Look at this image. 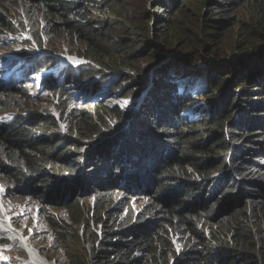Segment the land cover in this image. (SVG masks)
Here are the masks:
<instances>
[{
    "label": "trees",
    "instance_id": "trees-1",
    "mask_svg": "<svg viewBox=\"0 0 264 264\" xmlns=\"http://www.w3.org/2000/svg\"><path fill=\"white\" fill-rule=\"evenodd\" d=\"M149 3L151 10L145 7ZM193 3L0 0V31H28L39 46L43 30L66 36L80 44V56L91 62L81 67L83 77L93 75L97 65L103 71H123L120 85L130 81L128 74H136L129 89L132 94L139 90L138 97L151 91L140 111L134 113L97 103L93 118L79 110H66L63 104L59 112L69 124L67 138L56 130L61 118L18 116L0 123V176L9 186L32 192L41 201L57 186L60 194L55 198L72 225L85 226L86 218L102 223L106 212L121 230L115 233L117 241L110 243L113 254L100 257L97 264H148V256L154 257L155 264H211L201 250L205 246L200 234L203 230L213 237H219V231L227 233L230 243L226 245L234 248L221 257L222 264H264V0H200L205 14L201 19L196 17ZM96 11H105L107 20H93ZM241 11L249 17L242 58L256 61L244 64L242 76L236 80L240 82H235L231 94H224L216 80L228 67L238 74V64L223 68L209 64V83L212 89L220 90L215 87L218 85L224 95L214 100V114L210 110L200 120L190 122L183 116L194 101L183 82L189 77L185 66L197 68L201 53L213 54L207 47L209 40L216 41L213 25L226 27V23L239 20ZM184 19L201 21L207 31L193 33L181 23ZM152 38L168 47L179 42L180 48L184 47L181 58L177 57L179 64L160 68L164 56L157 50L154 53L157 46ZM147 52L150 55L145 56ZM144 63L146 69H142ZM56 64L55 59L43 57L36 71ZM143 74L147 77L144 83L139 78ZM2 90L0 113L11 111L12 103L26 97V89L20 85L12 83ZM239 109H244V116L232 122ZM257 114H261L258 119ZM206 129H210L208 137L203 134ZM259 143L262 145L254 149ZM81 190L95 199L89 216L79 205ZM114 190L121 195L138 191L147 197L150 208L145 213L133 212L126 196L114 200ZM119 209L128 210L123 222L114 214ZM159 217L168 227L154 232L147 224H154ZM49 221L56 233L60 231L53 219ZM247 223L255 226L256 235L246 232ZM170 230L188 236L191 243L189 251L174 253L173 262L169 260L172 242L165 239ZM258 239L257 244L251 242ZM139 254L143 256L137 258Z\"/></svg>",
    "mask_w": 264,
    "mask_h": 264
},
{
    "label": "rangeland",
    "instance_id": "rangeland-1",
    "mask_svg": "<svg viewBox=\"0 0 264 264\" xmlns=\"http://www.w3.org/2000/svg\"><path fill=\"white\" fill-rule=\"evenodd\" d=\"M126 1L132 2V0ZM99 2L97 3L100 4ZM193 2L196 5V8H194L197 10L196 17L201 19L205 14L202 13L200 0H193ZM145 7L147 10H151L152 5L149 3ZM99 8H101L100 5ZM94 14L93 20H107L105 11L100 14L96 11ZM181 23L195 34H199V32L204 34L207 31L205 24L203 23L202 27L201 21L198 22L196 19L193 21L184 19L181 20ZM248 23L249 17L241 11L239 20L226 23V27L213 25L216 27V41L211 42L209 40L207 44L213 54L208 56L201 53L202 56L200 55L197 68L185 66L184 72L189 77L183 82L188 85L187 87L194 101L188 110L183 113V116H186L190 122L200 120L206 112L208 115L215 99L223 97L224 94H231L229 91L240 82L236 80L240 75L242 76L241 72L244 71V64L249 65L256 61L254 58H242L243 41L248 38L249 34ZM0 32V92L3 91V86L7 88L12 83L26 89V97L23 101L19 100L17 103H12L13 109L11 111L0 113V123L13 121L18 116L29 117L32 115H43L59 119L61 118L59 108L63 104L66 110L80 111L93 118V108L97 106V103L101 106L118 108L121 111L130 110L134 113V110L140 111V107L147 99L149 92H151L149 91L147 94L138 97L139 90L132 94L133 92L129 89L132 79L138 77L136 74H128L130 75V81L126 80L120 85L121 78H124L122 77L123 71H103L97 65L94 66L93 75L83 77L81 67L91 65V62L80 56V44L66 36H55L49 34L47 30H43L41 35V38L43 37L42 46H39L28 31L23 32L16 29V32L9 30ZM168 37L169 34L165 37L166 42H169ZM170 38L172 39L173 35ZM151 42L157 46L154 53L157 50L158 54L164 56L160 68L179 64L177 57L181 58L182 53H184L182 52L184 47L180 48L179 42H174L171 47H168V44L163 43V41L153 39ZM148 55L150 53L147 52L145 56ZM43 57H51L57 61V64L50 69H40V73H38L36 64ZM235 63L239 66L238 74L231 73L229 71L231 67H228L225 73L216 80L218 83L221 82L225 93L223 94L224 90L219 88L218 85H215V87L220 90L214 89V87L212 89L208 77L209 64L223 68ZM147 67V63H144L142 69ZM144 74L141 76L142 78L139 77L142 83L145 81L143 78L146 77ZM235 82L237 83L235 84ZM184 83L180 86L184 87ZM182 90L183 88H181ZM235 92H237L236 89ZM260 98L255 97L253 99L258 100ZM240 99H244L246 102V97L241 96ZM262 103L264 105V101ZM238 108H240L239 103ZM243 110L239 109L237 113H234L232 122L244 116ZM212 114H214V111H212ZM259 116L261 114L256 115L257 119ZM79 118L84 119V114H80ZM58 123L57 132L66 137L69 124L63 121L62 118ZM244 124L248 126V124ZM224 128L227 132L230 125H225ZM213 132L214 129L211 133ZM203 134L208 137L210 129L204 130ZM74 139L72 138V140ZM256 140L262 142L263 139L257 138ZM261 145L262 143H259L254 149L259 148ZM0 187L3 189L0 191V264H97L100 257H108L113 254L110 243L117 241L115 233L120 229L116 228L115 224L108 219L106 212L103 213L104 222L102 223L100 221L96 223L86 218L84 220L85 226H74L69 222L67 211L63 205L58 203L57 198H55L60 194L55 190L57 186H53L54 190L50 189L48 193L46 192L47 197L43 201L36 199L35 195L31 194L32 192H26L25 189L16 190L12 188L1 176ZM120 192L114 190L113 198L118 201L121 197L126 196L125 198L130 201L129 210L136 213H145L150 208L147 197L145 198L142 193H138V191L136 193L125 192L121 195ZM78 199L80 207L86 211L84 215L89 216L92 214L95 209V199L88 198L84 190L79 192ZM127 211L126 209L114 211L118 221L123 222L125 220ZM51 219L60 228L57 233L54 230V225L49 221ZM154 222V224L151 222L147 224L154 232L158 228L168 227L165 220L160 217ZM201 228H204V225H201ZM245 228L248 234L256 235L257 232L253 224L247 223ZM200 234L201 241L205 242L204 249L201 250L208 255L207 263L222 264L223 258L221 257H227L228 250L234 248L226 245L230 243L227 233L219 231L217 233L219 237H213V235L206 236L203 230ZM165 239L167 242H169L168 240L172 242V247L169 248V260L172 262L174 253L181 255L191 249L189 238L184 234H173L171 232L170 236L165 237ZM251 242L257 244L259 239ZM253 254L254 257L258 255L256 251ZM142 256V254H139L137 258ZM153 260V256H148L145 258V263L155 264ZM255 262L257 263V260Z\"/></svg>",
    "mask_w": 264,
    "mask_h": 264
},
{
    "label": "snow or ice",
    "instance_id": "snow-or-ice-1",
    "mask_svg": "<svg viewBox=\"0 0 264 264\" xmlns=\"http://www.w3.org/2000/svg\"><path fill=\"white\" fill-rule=\"evenodd\" d=\"M3 189H2V187H0V191H2Z\"/></svg>",
    "mask_w": 264,
    "mask_h": 264
},
{
    "label": "clouds",
    "instance_id": "clouds-1",
    "mask_svg": "<svg viewBox=\"0 0 264 264\" xmlns=\"http://www.w3.org/2000/svg\"><path fill=\"white\" fill-rule=\"evenodd\" d=\"M11 122V121H10Z\"/></svg>",
    "mask_w": 264,
    "mask_h": 264
}]
</instances>
